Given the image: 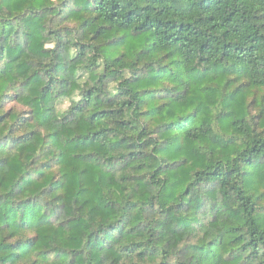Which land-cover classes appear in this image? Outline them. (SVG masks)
<instances>
[{"label": "clouds", "instance_id": "clouds-1", "mask_svg": "<svg viewBox=\"0 0 264 264\" xmlns=\"http://www.w3.org/2000/svg\"><path fill=\"white\" fill-rule=\"evenodd\" d=\"M0 264H264V0H0Z\"/></svg>", "mask_w": 264, "mask_h": 264}]
</instances>
